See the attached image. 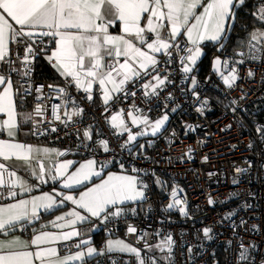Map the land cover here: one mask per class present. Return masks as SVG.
<instances>
[{"label": "snow or ice", "instance_id": "6c2138e0", "mask_svg": "<svg viewBox=\"0 0 264 264\" xmlns=\"http://www.w3.org/2000/svg\"><path fill=\"white\" fill-rule=\"evenodd\" d=\"M248 2L249 0H0V66H3V71L0 72V114L7 117L0 120V132H6L8 137V139H0V158L3 161L13 158L23 160L30 170L35 159L39 173L32 170V174L42 183L48 182L45 179V176H48L53 182L62 181L64 189L71 190L85 185V190L80 191L78 196L54 190L53 193H44L31 199H19L15 203L0 205V236L5 237L0 239V264H75V262L87 264L86 258L105 253H130L137 258L138 264H160L157 257L144 256L141 249L122 239H108L101 249L94 247L90 239H81L74 245L81 250L65 256H60L56 247H43L57 241H68L73 237L83 236L84 233L75 226L84 224L92 217L107 222L127 215H136V209L128 208V205L145 201L147 199L145 190L148 185L141 179V169L132 165L126 168L124 162L116 160L115 157L105 161L88 159L71 172L68 170L72 168L74 161L66 160L55 163L46 171L45 165L39 159L41 156L63 157L67 153L15 140L20 124L30 121L38 123L34 120V116L42 117L45 109L38 104L34 109V115L18 113L16 97L21 93L20 88H14L12 73L21 74V70L14 67L15 61L11 59L10 42L25 44L24 57L21 58L17 54V58L21 59L25 66L26 70L22 75L26 77L31 71L28 67L31 59L36 55L33 45L28 41L35 36L52 38L51 43L54 44V48L50 50L47 59L65 78L66 85L48 87L59 93L55 99L64 98L66 120L62 122L66 123L71 121L73 116H80L83 112L82 108L75 105L68 92V88L73 85L78 91L82 90L86 93L88 100L93 99V88L98 85L103 103L108 105L118 93L135 96L134 91H128V86L138 79L151 76L152 80L144 83L142 87L145 95L158 96V89L172 81L167 75L163 77L159 75L160 60L157 54H164L167 57L165 63L168 64L172 63L173 54H177L182 72L188 76L203 55L201 45L205 41L216 42L218 50L225 48L224 42L233 31V25L239 23L238 10L246 8ZM252 8L253 11L248 14L253 17L254 25L258 26L252 27L247 39L240 41L238 47L241 50L235 52V56L240 59L222 60L216 57L213 61L214 71L219 73L228 88H233L239 78L236 64H244L245 60H264V0H253ZM181 52L183 55H179ZM222 68L227 69V74L221 70ZM153 72L157 74L153 75ZM254 75L252 70L248 71L249 77ZM197 83L195 77H192L193 96L200 104L197 111L203 114L209 101L200 100L199 93L195 91ZM148 89L151 91H147ZM29 92V88L24 89V94ZM51 98L50 96L49 99ZM171 98L169 94V99ZM69 104L73 105L71 111L68 110ZM60 108L59 104H53L51 107L55 120H61V116L57 114ZM133 109L134 111L126 114L124 110H120L110 118L111 127L117 129L120 136L127 133V140L121 147L126 148L129 155L133 154L132 148L128 147L129 144H134L138 137L149 135L155 137L169 120L167 113L152 121L143 114L142 110H137L135 105ZM105 110L107 111V108ZM172 111L175 112L176 108H172ZM232 111L235 112L236 109L232 108ZM125 115L130 117L131 124L139 129L137 132L133 133L125 120ZM255 130L260 140L264 142V124L257 125ZM47 131L42 134L46 135ZM51 131L57 129L52 128ZM37 132H39L38 128L34 129L32 134L35 135ZM84 137L89 141L92 140L91 128L84 131ZM96 143L102 146L104 152L115 151L109 147V141L106 139ZM82 146L90 148L89 144ZM139 147L143 148L144 145ZM249 147L251 148L252 145L249 144ZM190 151L186 153L189 158ZM113 162L118 163L120 172L105 171ZM238 171L246 172L247 169H238ZM93 177L99 178V182L87 186L93 181ZM156 183L163 184L159 178L156 179ZM5 187L8 189L7 196L0 193V199L17 197L16 189L21 192L32 191V186L20 177L17 171L0 162V188ZM178 191L182 190L175 188L172 190V203L168 204L167 208H178L182 214L187 215L186 205L178 198ZM66 201H70L82 211L73 209L65 215L57 216L53 221V227L63 229L72 226V231L61 234L42 231L35 234L30 242L14 236L8 238L18 226H27L38 219L41 209L48 211L58 208ZM209 203L213 201L210 199ZM235 215V211L230 212L227 218ZM57 221H66V223H57ZM241 223L245 222L241 221ZM127 231L129 234H135L137 229L129 225ZM253 231H258L257 226H253ZM211 232V228L203 229L206 238L211 239ZM140 238L143 239V236ZM174 243L169 233L159 244L155 246L145 244V248L167 252L168 255L161 259L173 264ZM33 246L35 250H30ZM256 247V245H245L243 238H240L238 261L241 264H251L250 249ZM191 251L192 249L189 248V252ZM111 264H117L116 260H112ZM260 264H264V259Z\"/></svg>", "mask_w": 264, "mask_h": 264}, {"label": "built area", "instance_id": "2783aa9c", "mask_svg": "<svg viewBox=\"0 0 264 264\" xmlns=\"http://www.w3.org/2000/svg\"><path fill=\"white\" fill-rule=\"evenodd\" d=\"M51 39L38 36L28 41L33 45L36 55L31 59L28 66L31 71L26 77L22 75L26 70L25 66L17 58V54L24 57L25 44L12 42L10 49L11 59L15 61L14 67L21 70V74L12 73V81L16 88H20L21 93L17 96V104L33 115L38 104L45 109L42 117L34 116L38 123L30 121L28 128L31 140L66 152L67 155L60 157V160L95 158L105 161L115 157L116 160L123 161L126 168L132 165L141 169V179L148 185L145 190L147 199L134 207L136 215L107 222L92 219L80 226V231L84 233L80 240L90 236L101 249L109 236L123 237L129 244L142 249L144 256H155L160 264H168L161 259L168 255L167 252L153 248L154 252L149 253L145 244L155 246L170 233L175 242L173 264H241L237 257L240 238H243L245 245L257 246L250 249L251 264H260L264 259V142L255 129L257 125L264 124V60H245L244 64H236L239 78L233 88H228L219 73L214 71V59L207 77L196 78L194 71L197 66L185 76L177 54H173L170 64L165 63V55H157L160 60L159 75H167L172 81L158 89V96L145 95L142 87L152 80L151 76L138 79L128 86V91H134L135 96L119 93L108 105L96 100L101 96L98 85L93 88L92 100L86 99L87 94L82 90L78 91L73 85L68 88V92L75 105L82 108L83 112L63 123L62 120H66L65 100L55 99L59 93L48 86L64 87L65 78L58 84L36 79L39 59H44L53 68L47 59L52 49ZM221 59L239 60L240 57L233 55ZM221 70L227 74V69ZM249 70L255 75L249 77ZM2 71L3 66H0V72ZM156 74L153 72V75ZM192 77L198 82L195 91L199 93L200 100L209 101L203 114L197 111L200 104L193 96ZM25 88L30 89L28 94H24ZM147 91L150 92L151 89ZM53 104L61 105L57 112L61 120L53 118ZM133 105L152 121L165 113L169 115V120L155 137H138L134 144H129L128 147L133 150V154L129 155L127 149L121 147L127 140V133L120 136L118 130L111 127L110 118L120 110H124L125 114L134 111ZM72 108L73 105L69 104L68 110L71 111ZM172 108H176V111L173 112ZM232 108L236 111L233 112ZM260 115L263 116L262 119L259 118ZM125 120L133 133L139 130L131 124L127 115ZM189 125L192 127H188ZM36 128L39 132L33 135ZM52 128L57 131H51ZM89 128L92 130L91 141L84 137V131ZM45 130H48L46 135L42 134ZM101 139L108 140L109 147L115 151L104 152L102 146L96 143ZM144 139V148L137 147L139 141ZM83 144H89L90 148H84ZM249 144L252 145L251 148ZM189 150L190 158L186 155ZM113 168L121 171L115 162L106 170ZM157 178L163 182L161 192L156 183ZM173 187L182 190L178 192V198L186 205L187 215L182 214L178 208H167L172 203ZM0 193L7 196L5 191ZM15 198L8 197L0 201ZM210 199L213 203H209ZM233 211L236 215L227 218ZM241 221L245 223L242 224ZM129 225L136 227L135 234L128 233ZM254 225L258 231H253ZM204 228L212 229L211 239L203 235ZM80 240L61 244L60 252L65 255L79 251L74 245ZM189 248L192 249L191 252ZM112 260H116L117 264H138L133 254L122 253H105L89 264H111Z\"/></svg>", "mask_w": 264, "mask_h": 264}, {"label": "crops", "instance_id": "0c3cea01", "mask_svg": "<svg viewBox=\"0 0 264 264\" xmlns=\"http://www.w3.org/2000/svg\"><path fill=\"white\" fill-rule=\"evenodd\" d=\"M16 27H19V26H16ZM116 30H118V27H117ZM35 37H38V36H35ZM35 37H33V38H35ZM12 44L13 43L10 42V49L12 47ZM208 44H213V46H214V45H216V42L205 41L201 45L203 55L197 61V64L195 65V67L201 62V59L204 57V55H205L204 46L208 45ZM52 48H54V44H52ZM157 55H158V57L164 56V54H162V53H158ZM52 69H53L55 75L57 76V78L59 79V82H60L61 79H64V77H62L57 72V70L54 67ZM13 85H14V88H16L14 82H13ZM96 100H98V102L100 104L105 105L103 103L102 96L98 97ZM17 103H18V100H17V97H16V104ZM17 111H18V113H30L29 110L24 109L19 104H17ZM6 118L7 117L4 114H0V120L6 119ZM29 124H30V122L26 123V124H24V123L20 124V129L17 132V135L15 137V140L17 142L34 145V146L41 147V148L47 147V148H50V149L59 150L58 148H56V147H54L52 145H49V144H46V143H43V142H35V141L31 140L32 136H31V132L29 131V128H28ZM143 138H145V137H143ZM0 139H8L6 132H0ZM139 142H140L139 145H144L145 146L146 141L140 140ZM139 145H138V147H139ZM39 159L45 165L46 171L48 169L52 168L55 163L63 162V161H66V160H72V158H66V159H61L60 160V157H57L55 155H51V156H48V157L41 156ZM86 160H88V159H86V158L73 159L72 161H74V164H73L72 168H70L68 171L69 172L74 171L75 168L78 167V165L80 163H84ZM0 162L5 163L10 169L17 171V174L20 177H22L23 179H25L30 186H32V191L31 192H21L19 189H16V191L18 193L17 197L14 200L12 199V200H8V201H0V205H4V204H8V203H15L19 199H31L32 197L40 196V195H43L44 193H53L54 190L56 192H62L64 194H72V195H76V196H78L80 191L85 190V185L78 186L77 188L71 189V190L70 189H64L62 187V181L57 180L56 182H53V181H51V179L48 176H45V179L48 180L47 183L40 182V180H38L36 178V176L32 174V170H35V172L37 174L39 173V168H38V165L36 164L35 159L32 162L31 170H30L29 166L26 165L23 160H17L15 158H13V159L8 160V161H3V159L0 158ZM110 171L120 172V170L119 171L118 170H110ZM93 182L94 183H98L99 182V178L93 177V181L90 182L87 186L90 187L91 183H93ZM1 191L7 192L8 189L6 187L5 188H0V192ZM57 199H60V197H57ZM140 202L141 201H139L137 203H134V204H129L128 208L132 207V206H135L136 204H138ZM73 209H76L77 211H82V210L78 209L76 205H73L70 201H66L64 203V205H62V206H60L58 208H54V209L48 210V211H44L43 209H41L40 212H39V218L38 219L33 220L27 226H23V225L18 226L17 230L14 231L13 233H10L8 238H12L14 236V237H19L22 241L30 242L33 239L35 234H39L42 231H44V232H53V233H56V234H61L62 232H70V231L73 230L72 226H66L63 229L56 228V227H53V221L56 220L57 216L65 215L67 212H69V211H71ZM54 210H58V212L55 214L54 217L50 218L49 220L42 221L37 226L33 227L35 223L39 222V220L41 219V217H43L44 214L52 212ZM67 219H71V218H67ZM92 219H97V218L92 217L89 221H91ZM89 221L85 222L84 224H87ZM57 223H66V221H57ZM84 224H77L75 226V228L80 230V226H82ZM21 228L23 230H21ZM28 231L29 232L32 231L31 234H28L27 233ZM3 238H5V237L0 236V239H3ZM82 239H90L91 242H92V245L94 247H96L97 249H99V247L96 245V240H93L90 236H85ZM78 240H80V237H73L71 240H68V241H57L56 243H54L52 245H43V247H49V246L50 247H56L58 249V251H59L60 256H65L67 254L64 255L63 253L60 252V249H59L60 245L63 244V243H66V242H72V241H78ZM82 247H86V246H82ZM30 250H35V246H33V248L30 249ZM97 257H99V256H97ZM95 259H96V257L86 258L87 264H89L91 261H93ZM75 264H80V262H75Z\"/></svg>", "mask_w": 264, "mask_h": 264}, {"label": "trees", "instance_id": "16d2710c", "mask_svg": "<svg viewBox=\"0 0 264 264\" xmlns=\"http://www.w3.org/2000/svg\"><path fill=\"white\" fill-rule=\"evenodd\" d=\"M252 3H253V0H249L248 6L246 8H242L238 10L239 23L233 25V31L229 34L228 39L225 40L224 42L225 48L223 50H218L217 44L214 46L213 44H208L204 46L205 55L201 59V62L197 65L196 71H194L195 72L194 75L196 78L207 77L209 73L208 70H210L211 63L213 61V58H215V56L229 57V56L235 55V52H238L241 50L238 47V45L240 44V41L246 40L247 34L252 29V27L258 26V25H254L253 17L248 14L249 12L253 11ZM36 67H37L36 79H38L41 82L58 84L59 79L55 75L53 69L50 66H48L47 62L44 59H39ZM262 117L263 116L260 115L259 118L262 119ZM144 141L146 140L144 139ZM110 170H118V169L113 168ZM140 203L132 207H136ZM57 212L58 210H54L52 212L44 214L43 217H41V219L39 220V222L35 223L33 227L37 226L42 221H46L54 217ZM31 232L28 231L27 233L31 234Z\"/></svg>", "mask_w": 264, "mask_h": 264}, {"label": "rangeland", "instance_id": "374dc122", "mask_svg": "<svg viewBox=\"0 0 264 264\" xmlns=\"http://www.w3.org/2000/svg\"><path fill=\"white\" fill-rule=\"evenodd\" d=\"M216 57H220V56H215V58ZM215 58H213V59H215ZM221 58V57H220ZM216 72V71H215ZM179 189L178 187H173V189ZM172 189V190H173ZM172 190H171V192H172ZM180 190V189H179ZM179 192V191H178ZM108 239H112V240H117V239H122V240H124L125 242H127V243H129L127 240H125L123 237H111V236H109L107 239H106V241L108 240ZM96 245H99L98 243H96ZM95 245V246H96ZM99 247V246H98ZM138 248V247H137ZM100 249V248H99ZM140 249V248H139ZM141 251H142V254H143V250L141 249ZM147 251H149V253L150 252H154V250L152 249V250H149V249H147ZM122 254H128V255H131L130 253H122Z\"/></svg>", "mask_w": 264, "mask_h": 264}, {"label": "water", "instance_id": "95a60500", "mask_svg": "<svg viewBox=\"0 0 264 264\" xmlns=\"http://www.w3.org/2000/svg\"><path fill=\"white\" fill-rule=\"evenodd\" d=\"M158 187H159V191L161 192L162 191L161 184H158Z\"/></svg>", "mask_w": 264, "mask_h": 264}]
</instances>
